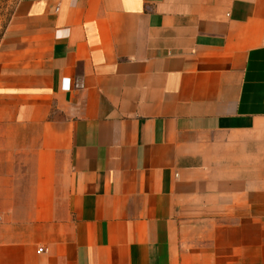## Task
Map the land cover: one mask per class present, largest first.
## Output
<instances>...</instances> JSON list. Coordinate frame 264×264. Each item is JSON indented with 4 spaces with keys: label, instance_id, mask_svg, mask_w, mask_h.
I'll list each match as a JSON object with an SVG mask.
<instances>
[{
    "label": "crops",
    "instance_id": "1",
    "mask_svg": "<svg viewBox=\"0 0 264 264\" xmlns=\"http://www.w3.org/2000/svg\"><path fill=\"white\" fill-rule=\"evenodd\" d=\"M0 264H264V0H19Z\"/></svg>",
    "mask_w": 264,
    "mask_h": 264
},
{
    "label": "rangeland",
    "instance_id": "2",
    "mask_svg": "<svg viewBox=\"0 0 264 264\" xmlns=\"http://www.w3.org/2000/svg\"><path fill=\"white\" fill-rule=\"evenodd\" d=\"M19 0H0V40L16 10Z\"/></svg>",
    "mask_w": 264,
    "mask_h": 264
},
{
    "label": "built area",
    "instance_id": "3",
    "mask_svg": "<svg viewBox=\"0 0 264 264\" xmlns=\"http://www.w3.org/2000/svg\"><path fill=\"white\" fill-rule=\"evenodd\" d=\"M71 88H72L71 81L70 80L69 81H65V84H64L65 91H70ZM39 252L42 253L43 250L41 249Z\"/></svg>",
    "mask_w": 264,
    "mask_h": 264
}]
</instances>
